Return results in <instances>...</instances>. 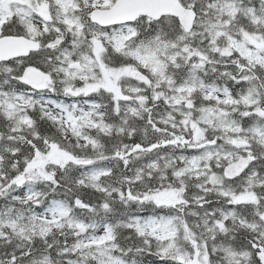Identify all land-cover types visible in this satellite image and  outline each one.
Returning <instances> with one entry per match:
<instances>
[{"label": "snow or ice", "instance_id": "1", "mask_svg": "<svg viewBox=\"0 0 264 264\" xmlns=\"http://www.w3.org/2000/svg\"><path fill=\"white\" fill-rule=\"evenodd\" d=\"M0 264H264V0H0Z\"/></svg>", "mask_w": 264, "mask_h": 264}]
</instances>
